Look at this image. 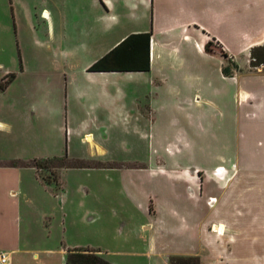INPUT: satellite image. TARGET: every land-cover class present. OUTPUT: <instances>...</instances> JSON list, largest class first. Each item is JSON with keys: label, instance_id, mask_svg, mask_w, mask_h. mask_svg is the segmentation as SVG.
Listing matches in <instances>:
<instances>
[{"label": "crops", "instance_id": "0c3cea01", "mask_svg": "<svg viewBox=\"0 0 264 264\" xmlns=\"http://www.w3.org/2000/svg\"><path fill=\"white\" fill-rule=\"evenodd\" d=\"M194 3L69 0L54 12L46 7L37 11L36 6L32 13L26 10L44 20L49 35L55 36L56 20L64 19L75 23L73 28L68 22L67 36H100L106 41L91 50L85 41L79 47L91 52L82 73L90 89L76 95L86 117L74 129L69 120V129L88 144L90 156L74 153L71 146L57 154L53 147L43 146L45 136L39 140L38 128L29 126L26 132L20 124L19 95L8 94L15 75L0 89V250L8 253V264H67V249L74 247L51 245L58 226L66 230L69 225L75 203L80 210L92 206L100 214L105 204L127 203L149 218L140 225L151 232L139 238L146 250L118 252L138 254L148 264L152 259L154 264H170L174 255L196 256L200 264H264V86L253 91L244 86L249 79L223 72L220 52H207L205 45L213 41L225 51H232V45L204 30L212 33L194 18ZM221 4L211 5L218 16ZM257 11L264 13V2ZM236 15L241 16L240 11ZM143 33L151 35L148 70H89L124 38ZM257 34L250 45L264 43V23ZM8 72L0 67V80ZM258 79L264 83V77ZM128 80L148 83L150 91L136 94L134 109L127 113L120 105L126 94L119 85ZM31 110L35 114L39 109ZM133 120V129L142 132L154 150L143 160L129 162L134 167L122 175L125 188L100 190L79 183L68 190L61 177L69 168H58L57 180L45 182L46 170L32 165L34 160L68 155L94 158L102 147L93 130ZM218 167L224 170L220 176L215 173ZM122 216L128 219L125 213ZM95 221L98 226L99 219ZM130 240L134 238H126L124 244ZM109 252L101 250L112 264H134L109 257Z\"/></svg>", "mask_w": 264, "mask_h": 264}, {"label": "rangeland", "instance_id": "374dc122", "mask_svg": "<svg viewBox=\"0 0 264 264\" xmlns=\"http://www.w3.org/2000/svg\"><path fill=\"white\" fill-rule=\"evenodd\" d=\"M68 1L0 0V67L3 71L15 75L8 88V94L19 95L20 124L26 132L29 131V126L38 128L39 140L45 136L46 144L43 146L53 147L57 154H63L68 146H71L74 153L90 156L88 144L80 142V136L75 130L70 131L69 120L74 129V125L86 117L85 110L79 109L76 95L90 89V83L82 77V73L91 52L79 47H82L81 44L85 41V44H88L87 50L98 48L105 43L106 37L67 36L68 22L73 28L75 23L64 19L56 20L55 36H52L49 35L40 16L26 14V10L34 12L35 6L37 11L46 7L54 12L57 11L58 6L64 8V3ZM194 2L196 16L194 18L207 26L212 33L207 29L204 30L212 38H217L219 35L226 43L232 45V51L223 50L215 42L211 46L212 52H220L224 67H228L230 72L239 76L238 80L249 79L251 83H244V86L253 91L264 86V83H260L258 79L264 77V73L260 72L264 71V66L254 67L251 57L252 49L259 45H250L249 42L250 39L258 36L261 24L264 23V13L257 11L259 4L264 0H251L249 3H239L237 0H194ZM213 2L222 3L221 16L211 9ZM15 9L19 12L16 15ZM239 11L241 16L236 15ZM224 32L231 34L224 36ZM245 32L249 33V36H245ZM231 38L237 43L230 42ZM262 44L264 43L260 45ZM121 75L128 74L121 73ZM119 90L126 94L125 98L121 99L120 105H124L125 112L128 113L134 109L133 97L150 91V87L148 83L128 80L121 81ZM140 102L146 101L141 99ZM33 107L39 109L35 114H32ZM100 114L102 119L107 118L105 110ZM133 124L134 120L127 123L120 122L118 127L114 128L93 130L95 140L100 143L102 151H99L94 158L68 155L69 158H74L85 166L69 168L62 172L61 180L64 187L74 190L79 183H82L86 187L96 185L100 190L125 188L122 175L126 176L129 174L128 169L134 167L129 162L134 159L143 160L149 154L152 155L154 150L149 139L144 137L142 132L133 129ZM51 171L53 172L52 169ZM121 200L120 196L119 201ZM76 206L75 203L71 208V218L66 230L58 226L55 242L51 246L100 248L102 251H112L109 252V257L127 258L134 264L144 262V258L138 254L125 256L118 252L124 249L135 253L146 250V246L140 244L139 238L142 235L150 236L151 232L142 230L140 225L149 223V218L127 203L119 206L105 204L101 207V214L92 206L88 211L83 208L80 210V207ZM122 213H125L128 219H125ZM96 219H99L98 226ZM130 237H133L134 241L130 240L125 245L124 240ZM150 261L154 264L153 259ZM144 264H148V261Z\"/></svg>", "mask_w": 264, "mask_h": 264}, {"label": "trees", "instance_id": "16d2710c", "mask_svg": "<svg viewBox=\"0 0 264 264\" xmlns=\"http://www.w3.org/2000/svg\"><path fill=\"white\" fill-rule=\"evenodd\" d=\"M150 33L131 34L124 38L118 45L111 49L102 58L89 67L91 71H139L148 70L149 62V42ZM213 41L205 45L207 52L211 51ZM224 55H226L224 53ZM252 65L254 67L264 66V44L256 46L251 51ZM223 72L229 75L231 72L228 67L223 68ZM14 78V74H9L4 81L0 80V89ZM32 165L38 169H45L46 174L43 177L45 182L51 179L57 180L56 168H73L85 166L84 163L71 160L68 157L61 159L34 160ZM52 166V168H51ZM53 170V172L51 171ZM55 169V170H54ZM67 264H112L101 253V250L90 247L86 248H68L66 255ZM170 264H200L196 256L174 255L170 257Z\"/></svg>", "mask_w": 264, "mask_h": 264}, {"label": "built area", "instance_id": "2783aa9c", "mask_svg": "<svg viewBox=\"0 0 264 264\" xmlns=\"http://www.w3.org/2000/svg\"><path fill=\"white\" fill-rule=\"evenodd\" d=\"M223 171H224L223 167H218V168H216L215 173L220 176V175H222ZM213 202H214L213 199H211L209 201V203H213ZM8 263H9L8 253L0 250V264H8Z\"/></svg>", "mask_w": 264, "mask_h": 264}]
</instances>
